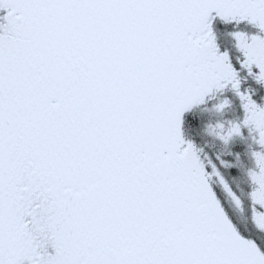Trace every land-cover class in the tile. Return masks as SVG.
<instances>
[{"label": "snow or ice", "instance_id": "snow-or-ice-1", "mask_svg": "<svg viewBox=\"0 0 264 264\" xmlns=\"http://www.w3.org/2000/svg\"><path fill=\"white\" fill-rule=\"evenodd\" d=\"M218 19L257 29L230 33L235 60ZM249 78L264 87V0H0V264H264L214 185L245 201L188 135L215 101L205 128L244 142L264 233Z\"/></svg>", "mask_w": 264, "mask_h": 264}, {"label": "flooded vegetation", "instance_id": "flooded-vegetation-1", "mask_svg": "<svg viewBox=\"0 0 264 264\" xmlns=\"http://www.w3.org/2000/svg\"><path fill=\"white\" fill-rule=\"evenodd\" d=\"M236 30H243L250 34L257 32L256 27L248 22H242L237 28L233 23H224L219 19L217 20L216 31L221 50H229L234 60L237 56L241 55L236 47L235 40L230 35L231 32ZM248 84L257 90L256 98L258 100L261 97H264V93H262L264 88L262 86L256 84L251 78H249ZM229 95H231V93H229ZM214 102L215 101H209L207 104L201 105L193 111V121L198 122V116L201 115V129L199 132H197V130L192 131V133L189 132L188 135L200 144L203 149L202 155L205 158H211L216 164H219L220 162V160L217 159V156L225 161L224 167H222V171L220 172L224 179L231 185L232 189L239 195L240 199L245 201V206L243 208L237 207L222 184L216 183L214 185L216 193L240 233L247 238L256 239L257 242L261 244V247L264 248V233H259L255 229V226L251 222L250 210L247 207V193L251 188L250 186L248 188V185L243 182L241 175V171L245 165V159L243 155H241L240 159H237L235 155L237 152L243 153L245 147L240 141L231 145H225L214 135L210 134L205 128L207 123H214L217 119V116L210 111L211 105ZM240 115H242V112L239 109V101L237 100L236 110L229 113L228 118H234ZM228 152H230V154L233 153V155L229 156Z\"/></svg>", "mask_w": 264, "mask_h": 264}, {"label": "rangeland", "instance_id": "rangeland-1", "mask_svg": "<svg viewBox=\"0 0 264 264\" xmlns=\"http://www.w3.org/2000/svg\"><path fill=\"white\" fill-rule=\"evenodd\" d=\"M264 88V87H263ZM262 93H264V89H263V91H262ZM215 103V102H214ZM216 117V116H215ZM241 143H242V145L245 147V144H244V142H242V141H240ZM250 142V141H249ZM245 149V148H244ZM244 152V151H243ZM228 155L229 156H232L233 155V153L232 154H230V152H228ZM244 157V159H245V165L247 164L249 167L250 166H252L251 165V161L250 160H248V158H247V156H243ZM218 166H219V168H220V171H222L221 169H222V167H224V164L223 165H221V163L219 162V164H217ZM244 165V166H245ZM241 175H242V178H243V182L244 183H246L247 185H248V188H249V184H248V182H247V179H246V176L244 175V171L242 170L241 171Z\"/></svg>", "mask_w": 264, "mask_h": 264}, {"label": "trees", "instance_id": "trees-1", "mask_svg": "<svg viewBox=\"0 0 264 264\" xmlns=\"http://www.w3.org/2000/svg\"><path fill=\"white\" fill-rule=\"evenodd\" d=\"M198 113H201V112H198ZM198 119H197L198 122L192 121L193 123L188 128V134H189V132L192 133V131H194V130H197V132H199V130L201 129V115L198 116Z\"/></svg>", "mask_w": 264, "mask_h": 264}]
</instances>
